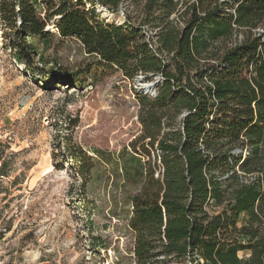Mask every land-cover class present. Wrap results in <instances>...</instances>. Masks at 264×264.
Returning <instances> with one entry per match:
<instances>
[{
	"label": "trees",
	"instance_id": "obj_1",
	"mask_svg": "<svg viewBox=\"0 0 264 264\" xmlns=\"http://www.w3.org/2000/svg\"><path fill=\"white\" fill-rule=\"evenodd\" d=\"M128 1L138 25L95 10ZM0 20L28 68L41 56L35 40L56 34L128 79L160 78L155 96L135 94L141 131L118 156L140 183L128 220L135 264H264V0H0Z\"/></svg>",
	"mask_w": 264,
	"mask_h": 264
},
{
	"label": "rangeland",
	"instance_id": "obj_2",
	"mask_svg": "<svg viewBox=\"0 0 264 264\" xmlns=\"http://www.w3.org/2000/svg\"><path fill=\"white\" fill-rule=\"evenodd\" d=\"M139 11L128 1L108 12L118 13L120 22L112 24L130 17L138 25ZM46 29L55 32L52 20ZM13 39L0 20V155L7 175L0 180V264H135L128 220L140 183L133 171L120 170L118 156L130 154L141 131L135 94L155 96L156 87H141L159 77L128 79L56 34L35 40L41 56L28 68L14 57ZM80 161L91 166L85 177Z\"/></svg>",
	"mask_w": 264,
	"mask_h": 264
},
{
	"label": "bare ground",
	"instance_id": "obj_3",
	"mask_svg": "<svg viewBox=\"0 0 264 264\" xmlns=\"http://www.w3.org/2000/svg\"><path fill=\"white\" fill-rule=\"evenodd\" d=\"M102 11H104V13L102 14L104 19L108 20L109 22H120V19H118V15L115 16V14L111 15L108 12H106L105 10H102ZM141 89L144 91L153 90L150 87V83H147L146 85H142Z\"/></svg>",
	"mask_w": 264,
	"mask_h": 264
},
{
	"label": "water",
	"instance_id": "obj_4",
	"mask_svg": "<svg viewBox=\"0 0 264 264\" xmlns=\"http://www.w3.org/2000/svg\"><path fill=\"white\" fill-rule=\"evenodd\" d=\"M119 7H121V5H120ZM99 9H100V10H105V9L102 8V7H99ZM117 15H118V13H115V16H117ZM47 30H48V29H47ZM158 80H159V78H157L156 81L150 83V87H151L152 89L155 90V84L158 82Z\"/></svg>",
	"mask_w": 264,
	"mask_h": 264
}]
</instances>
